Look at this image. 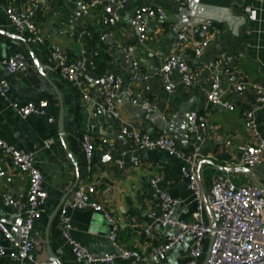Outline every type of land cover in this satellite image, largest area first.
Instances as JSON below:
<instances>
[{"label":"crops","instance_id":"crops-1","mask_svg":"<svg viewBox=\"0 0 264 264\" xmlns=\"http://www.w3.org/2000/svg\"><path fill=\"white\" fill-rule=\"evenodd\" d=\"M90 1L12 0L17 9H32L36 26L45 39L44 45H36L28 44L25 35L13 29L5 13L7 1L0 0V78L9 84L6 96L0 95V136L17 150L31 152L34 165L42 174L47 199L40 207L41 218L33 224L36 242L33 258L45 264H89L77 261L64 239L60 209L50 219L62 197L69 193V198L79 185L117 221L120 247L146 252L177 232L176 228H164L157 243L148 241L141 233V229L151 223L150 216L160 213L157 190L178 200L174 214L177 219H191L196 200L187 179L182 176L183 161L161 149L138 148L128 136L133 130L153 140L169 133L180 150L190 153L193 135L187 130L186 115L196 111L206 119L209 132L230 142L227 146L209 136L201 147L199 178L205 192L223 176L236 186L258 183L264 186V162L251 169L240 166L239 151L241 146L257 141L245 126L244 114L248 111L253 113L259 136L264 140V106L256 102L252 90H235L238 85H264V0H128L124 9L116 7L114 10V6L99 0L96 8L84 13L80 7ZM193 3L204 7L203 17L214 20L219 30L199 58H194L189 49L175 45L179 30L195 19L188 6ZM143 6L161 8L163 15L149 22L147 40L140 42L126 18ZM245 7L255 11L254 20L247 19ZM113 14L119 16V21L114 26L107 25L105 17ZM53 45L59 46L71 62L80 64L82 53L86 52L94 64L104 69L101 72H95L96 68L88 69L83 75L92 98L90 104L83 102L80 91L55 67L50 56ZM129 48H133L142 72L148 76L146 80H130ZM94 51L98 53L96 57ZM15 53L24 57L27 69L9 75L2 62ZM170 54L183 58L198 71L194 86L184 87L179 75L171 71L169 76L176 88L170 93L164 90L160 75L162 59ZM224 57H231L233 61L222 62ZM214 62H218L217 67L212 66ZM108 74L121 79L115 100L116 118L92 113L102 101L104 83L101 81ZM215 77L221 82L220 101L233 105L232 111L221 105L207 104L206 94ZM132 97L151 103L153 110L133 105ZM40 100L48 102L43 116L23 119L10 106L11 102L24 105ZM85 135L94 143L90 163L82 147ZM131 158L138 159L140 165L132 167ZM116 161H121L122 166ZM228 164L232 165L228 167ZM0 168L4 172L0 177V217L9 219L7 227L13 238L9 240L0 233V246L10 253L17 250L15 243L20 239L23 218L15 209L4 205L1 195L16 196L26 192L28 177L13 168L1 152ZM156 176L161 180L154 188L150 180ZM69 216L74 239L88 251L100 255L117 252L109 241L112 226L102 212L74 210L69 211ZM203 219L208 224L206 212ZM211 240L212 237L207 236L202 241L200 256L195 259L189 256L192 241L186 237L162 261L153 258L136 263L116 259L110 264H205ZM47 243L53 257L48 253ZM0 264L18 262L5 255L0 256Z\"/></svg>","mask_w":264,"mask_h":264},{"label":"built area","instance_id":"built-area-1","mask_svg":"<svg viewBox=\"0 0 264 264\" xmlns=\"http://www.w3.org/2000/svg\"><path fill=\"white\" fill-rule=\"evenodd\" d=\"M6 1L5 13L13 29L18 34L25 35L28 44L44 45L45 39L36 26L32 9H17L13 6L12 0ZM104 1L107 5L124 9L128 0ZM99 4V0H91L81 5L80 8L84 13H87L88 9L96 8ZM188 6L193 11L195 19L192 24L179 30L175 45L178 48L189 49L194 58H199L219 33V30L215 26L214 20L203 17L205 9L201 4L193 3ZM244 12L247 14L248 20L255 19V11L250 7H245ZM161 15H163L161 8L143 6L129 13L126 20L130 28L137 33L139 41L145 42L149 22ZM104 20L107 25L114 26L119 21V16L113 14L105 17ZM128 54L132 56L130 80L133 82L146 80L148 76L142 72L139 61L134 57L133 48L128 49ZM97 55L98 53L94 51L93 56L96 57ZM50 56L61 76L80 91L85 104H90L92 98L88 94L83 75L88 67H93V60L87 57L86 52H83L80 64L71 62L60 47L56 45L51 46ZM221 61L229 63L233 60L231 57H224ZM2 65L9 75H15L27 69V63L19 53L11 55L2 62ZM212 66L217 67L218 62H214ZM171 71H175L179 75L182 84L186 88H190L197 83L198 71L189 66L183 58L170 54L162 59L160 74L163 88L167 93L176 88V84L169 76ZM120 86L121 79L118 76L114 74L106 76L102 87L103 98L97 104L96 111L92 112L94 116L96 113L114 118L118 116L115 100ZM247 89L252 90L256 102L264 106V85L250 83L247 86L238 85L235 87L237 92H243ZM8 91V82L0 78V95L5 97ZM221 93L220 79L215 77L206 94L207 104L211 106L221 105L232 111L234 109L233 105L220 101ZM131 101L133 105H138L146 111L153 110V105L147 101L135 97H132ZM10 106L21 118L25 119L32 115H45L48 102L40 100L39 102H27L24 105L11 102ZM244 118L247 130L257 141L255 144H247L239 148L241 154L240 166L251 169L264 162V140L259 136L253 113L246 112ZM48 121L51 122L52 120L49 119ZM186 123L188 132L193 135V149L190 153H184L180 150L177 147L175 138L169 133H164L154 140L137 130H133L128 136L133 139L135 145L140 149H161L168 155L176 156L183 161L182 176L187 179V186L193 192L196 200V209L192 213L191 219L189 221L177 219L174 214L178 200L164 191L157 190L160 213L157 216H150L152 218L151 223L143 227L141 233L148 241L157 243L161 239L164 228H176L177 232L167 236L146 252L120 247L118 244L119 227L117 221L103 205L91 200L84 186L79 185L60 207L61 233L77 261H86L89 264H110L116 259L136 263L147 262L153 258L162 261L165 259L166 254L177 244L182 243L186 237H189L192 241L189 256L191 259H195L200 256L202 241L207 236H211L212 240L205 264H264V186L256 184L236 186L227 177L223 176L216 180L212 187L205 192L199 178L201 147L209 136L214 137L217 143H224L227 146L230 145V142L222 140L215 132H209L206 119L196 111H191L186 115ZM102 142L105 143L106 141ZM82 147L90 163L93 158L94 143L88 135L83 137ZM0 152L9 160L13 168L28 177L26 192L19 193L16 196L7 193L1 195L4 205L15 209L22 216L23 222L20 239L15 243L17 250L8 253L3 246H0V256L8 255L10 259L17 261L18 264H45L33 258L36 247L33 238V224L41 218L40 207L47 199V193L42 187V174L34 165L31 152L17 150L6 143L1 136ZM130 163L134 168L140 165L136 158H131ZM116 164L122 166L121 161H116ZM230 165L232 164L227 166ZM3 175L4 172L0 168V177ZM160 180L161 177L156 176L150 180V183L156 188ZM84 209H92L104 214L105 219L112 226L109 241L117 249V252L104 255L90 252L74 239L69 211ZM203 212L208 215V224L204 222ZM9 222V219L0 217V233L9 240H13L7 227ZM27 261L29 262L27 263Z\"/></svg>","mask_w":264,"mask_h":264},{"label":"water","instance_id":"water-1","mask_svg":"<svg viewBox=\"0 0 264 264\" xmlns=\"http://www.w3.org/2000/svg\"><path fill=\"white\" fill-rule=\"evenodd\" d=\"M114 9H116L115 6L112 7V10H114ZM104 81H105V79L101 81V84H103ZM61 123H62V106H61V113H60V115H59V122H58V127H59L60 130H61ZM258 186H263V185H261V184L258 183ZM68 194H69V193L65 194V195L62 197V199L60 200V203H59L58 206L56 207L55 211H53V213H52L50 219H51V218H52V217L58 212V210L60 209L61 205L63 204V202H64L65 199L67 198ZM47 250H48L49 255H50L51 257H53V254H52L51 248H50V246L48 245V243H47Z\"/></svg>","mask_w":264,"mask_h":264},{"label":"trees","instance_id":"trees-1","mask_svg":"<svg viewBox=\"0 0 264 264\" xmlns=\"http://www.w3.org/2000/svg\"><path fill=\"white\" fill-rule=\"evenodd\" d=\"M95 40H96V35L94 36ZM96 68V71L95 72H101L103 71L104 69L98 65V64H94L93 67H88V69H95Z\"/></svg>","mask_w":264,"mask_h":264}]
</instances>
